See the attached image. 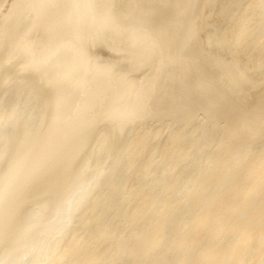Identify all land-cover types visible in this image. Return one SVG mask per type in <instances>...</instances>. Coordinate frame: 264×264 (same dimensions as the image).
I'll return each instance as SVG.
<instances>
[{"label":"bare ground","instance_id":"obj_1","mask_svg":"<svg viewBox=\"0 0 264 264\" xmlns=\"http://www.w3.org/2000/svg\"><path fill=\"white\" fill-rule=\"evenodd\" d=\"M153 1L0 0V264H264V0Z\"/></svg>","mask_w":264,"mask_h":264},{"label":"rangeland","instance_id":"obj_2","mask_svg":"<svg viewBox=\"0 0 264 264\" xmlns=\"http://www.w3.org/2000/svg\"><path fill=\"white\" fill-rule=\"evenodd\" d=\"M126 1H127V0H126ZM158 1H159V0H158ZM158 3H159V2H154V1L152 0V4H158ZM175 3H176V0H169L168 2H166V3L164 4V6H163V14H164V16H166V15H168V14H171V13L175 15V14H177V13L181 10V5H179V4H175ZM185 10H186V13H189V12H190V17H192L195 9H192L191 11H190L189 9H185ZM163 19H164V17H162V18H157V19H156V22H157L158 24H163V23H164ZM195 20H197V19H195ZM91 51H92V50H91ZM92 53H93V52H92ZM110 54H111V53H110ZM98 57H99V59H105V58L110 57V55L108 56V54H107L106 52L101 51V52L98 53ZM132 65H133V64H132ZM117 67L120 68V69H124V68H126V69H127L126 71H127L128 73H141V72H143L142 69H140V70L134 72L133 69L131 68V64H130V62L126 61L124 58H120V59L118 60Z\"/></svg>","mask_w":264,"mask_h":264}]
</instances>
